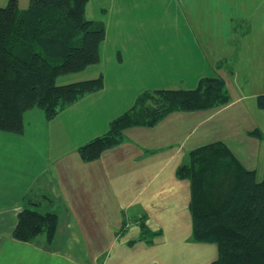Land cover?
I'll return each instance as SVG.
<instances>
[{"label": "crops", "instance_id": "crops-1", "mask_svg": "<svg viewBox=\"0 0 264 264\" xmlns=\"http://www.w3.org/2000/svg\"><path fill=\"white\" fill-rule=\"evenodd\" d=\"M16 1L24 9L30 0ZM105 2L118 19L104 26L98 62L62 82L101 76L102 88L50 119L27 109L22 132L0 131V264H211L216 246L191 239L190 185L176 170L191 149L221 141L261 180L264 109L256 97L264 93V0H163L179 8L184 30L164 39L142 36L137 23L135 35L108 36L110 28L114 34L129 27L120 20L125 3L139 11L154 0ZM215 75L225 81L226 104L129 127L97 159L80 158L77 148L106 132L144 90L192 89ZM255 129L261 137L250 134ZM24 207L57 215L51 242L12 237ZM141 223L153 234L150 242L140 237Z\"/></svg>", "mask_w": 264, "mask_h": 264}, {"label": "trees", "instance_id": "trees-1", "mask_svg": "<svg viewBox=\"0 0 264 264\" xmlns=\"http://www.w3.org/2000/svg\"><path fill=\"white\" fill-rule=\"evenodd\" d=\"M87 1L30 0L20 9L16 0H8L0 6V131L22 132L27 109L39 108L50 119L102 88L101 76L56 82L58 76L99 60L105 32L85 17ZM228 101L225 81L216 75L201 77L192 89L144 90L109 121L106 132L77 152L83 161L95 160L120 144L129 127H152L173 111L208 110ZM256 105L264 109V93L256 97ZM250 134L261 137L258 129ZM176 176L190 185L191 239L216 246L211 264H264V173L257 180L253 169L244 167L225 143L215 141L191 149ZM57 221L53 212L24 207L17 213L12 237L28 242L44 235L51 242ZM152 236L141 223L140 237L150 242Z\"/></svg>", "mask_w": 264, "mask_h": 264}, {"label": "rangeland", "instance_id": "rangeland-1", "mask_svg": "<svg viewBox=\"0 0 264 264\" xmlns=\"http://www.w3.org/2000/svg\"><path fill=\"white\" fill-rule=\"evenodd\" d=\"M149 7H140L139 11L134 9L128 10V4L125 3V8L120 14L121 21L125 24H129V27L123 29L114 28V34L112 33L111 28L108 30L109 37H130L135 35V32L138 33L136 26L133 23L140 24L144 29L141 30V35H151L155 36L156 39H164L171 36H176L175 32H179L184 35V30L180 28L181 20L179 18L180 12L179 8L173 7L175 11H172L170 7L165 6L163 0H154ZM174 3L176 0H173ZM108 3L105 0H88L85 5V17L94 21V24H101L107 26V21L111 20L116 21L117 15L109 12L107 6ZM179 25L177 29L174 26ZM149 33V34H148ZM80 74V75H78ZM85 76L84 73H69L65 75H60L57 77L56 82L62 83L64 79H68L69 81H73L74 79H78L79 77ZM148 104H151V101H148ZM214 246V244L208 245ZM208 248V247H207ZM214 250V249H213ZM214 254H216V249L214 250ZM191 255V254H190ZM209 255V251L204 252V256ZM200 253L198 254L199 259ZM192 259L197 260V255L192 253ZM201 257V256H200Z\"/></svg>", "mask_w": 264, "mask_h": 264}]
</instances>
